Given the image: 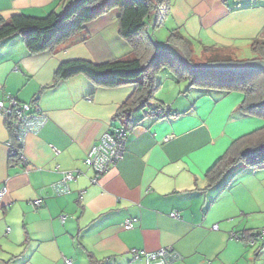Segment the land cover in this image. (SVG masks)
I'll use <instances>...</instances> for the list:
<instances>
[{
    "label": "crops",
    "instance_id": "1",
    "mask_svg": "<svg viewBox=\"0 0 264 264\" xmlns=\"http://www.w3.org/2000/svg\"><path fill=\"white\" fill-rule=\"evenodd\" d=\"M168 1L166 21L195 47L234 55L264 41V0ZM62 4L0 0V17H43ZM118 15L109 10L51 51L30 53L19 34L0 40V98L34 102L47 117L26 138L24 167L8 156L10 129L0 116V189H7L0 201V264H144L132 259V249L162 247L182 256L174 264H264V239L256 236L264 228V165L240 161L208 175L236 139L264 126L240 113V93L197 87L175 95L174 89L118 120L134 84L102 87L77 74L52 86L62 62L103 63L131 54L118 34ZM160 104L170 107L169 116L146 114ZM119 126L127 129L124 156L91 184L86 153ZM75 170L81 174L70 192L52 195L49 185ZM35 199H41L37 207ZM129 218L136 220L125 229Z\"/></svg>",
    "mask_w": 264,
    "mask_h": 264
},
{
    "label": "trees",
    "instance_id": "2",
    "mask_svg": "<svg viewBox=\"0 0 264 264\" xmlns=\"http://www.w3.org/2000/svg\"><path fill=\"white\" fill-rule=\"evenodd\" d=\"M62 2L59 12L51 11L43 17L22 13L8 19L0 17V40L19 34L30 53L51 51L80 32L86 23L117 8L118 34L131 47V54L103 63L83 59L62 62L56 70L52 86L77 74L85 75L95 85L102 87L134 84L133 92L115 114V119L128 120L132 110L143 108L156 99L155 93L160 85L156 82V72L165 67L175 78L187 79L189 88L201 87L243 93V100L238 106L240 113L264 119V71L244 73L193 71L183 63L178 52H182L193 66L202 62L201 60L197 62L198 58L194 57L192 40L178 28L170 29L164 44L158 45L153 30L169 16L168 0H62ZM250 47L255 56L248 61H238L223 52V49L212 46H203L201 52L205 57L203 61L208 64L264 61V41L255 39L250 43ZM240 161L250 166L264 163V126L236 139L223 158L208 171V175L219 173L227 166ZM243 237L250 239L253 236Z\"/></svg>",
    "mask_w": 264,
    "mask_h": 264
},
{
    "label": "built area",
    "instance_id": "3",
    "mask_svg": "<svg viewBox=\"0 0 264 264\" xmlns=\"http://www.w3.org/2000/svg\"><path fill=\"white\" fill-rule=\"evenodd\" d=\"M170 107L167 104H160L147 110L148 115L153 117H166L170 115ZM0 116L10 129V138L6 141L8 148V156L19 161L24 167L28 164L24 155L26 138L29 134L38 133L46 124L47 117L41 108L34 102H23L14 96L7 95L0 98ZM127 129L119 126L111 131L105 132L86 153L84 165L92 170L93 175L90 178L91 184L98 183V180L109 171L117 162H119L125 153ZM170 137L165 136L164 140ZM261 165H264L262 163ZM81 172L64 171L61 179L49 185L52 195L61 196L70 192L69 183L73 181ZM7 192L5 186L0 189V201ZM41 199L31 201L35 207L39 206ZM171 217L178 218L177 212H171ZM63 222L66 215H60ZM135 218L126 219L123 223L125 229L133 227ZM212 229H217V225H213ZM259 239H264V228L257 235ZM231 238H240L236 233L230 234ZM255 239H248L249 244H254ZM133 260H142L144 264H174L182 260V256L172 247H162L154 251H146L139 249L131 250Z\"/></svg>",
    "mask_w": 264,
    "mask_h": 264
},
{
    "label": "rangeland",
    "instance_id": "4",
    "mask_svg": "<svg viewBox=\"0 0 264 264\" xmlns=\"http://www.w3.org/2000/svg\"><path fill=\"white\" fill-rule=\"evenodd\" d=\"M60 11V10H59ZM48 14V13H47ZM47 14H45L44 16H46ZM173 27L171 26L169 21H164L162 24H160L159 26H157L156 28H154L153 30V36L156 39L157 43L159 46H162L168 36V32L170 29H172ZM195 44V43H194ZM194 49V57L198 58L196 59L197 62H202V64H206L205 61H203L205 59L204 54H202L201 49L198 45L193 46ZM231 56H233V58H235L238 61H248L252 58H254L255 54L253 53V50L251 49V47H247V48H243L240 49L238 52L231 54ZM201 65V64H199ZM199 65H195V66H199ZM156 82L159 85L158 90L155 93V98L159 99V97L164 98L165 93H172V91H174L175 89V95L179 92H185L187 89H191V88H196L197 87H191L189 88V81L187 79H177L173 76V74L170 72V70H168L167 68H161L156 72ZM234 92H238V91H234ZM240 93L242 96L243 93ZM167 95H165L166 97ZM180 100V98L178 99ZM236 113V111H234ZM258 118V117H256ZM261 119V118H259ZM264 121V119H262ZM255 252L253 253V257H254ZM242 264V263H241Z\"/></svg>",
    "mask_w": 264,
    "mask_h": 264
},
{
    "label": "water",
    "instance_id": "5",
    "mask_svg": "<svg viewBox=\"0 0 264 264\" xmlns=\"http://www.w3.org/2000/svg\"><path fill=\"white\" fill-rule=\"evenodd\" d=\"M183 63L193 71H227L232 73H244L249 71H264V61H249L242 63H206L199 66H193L182 52H178Z\"/></svg>",
    "mask_w": 264,
    "mask_h": 264
}]
</instances>
